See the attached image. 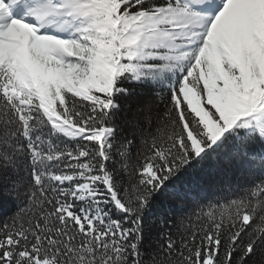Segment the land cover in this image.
I'll return each mask as SVG.
<instances>
[{"label": "snow or ice", "instance_id": "6c2138e0", "mask_svg": "<svg viewBox=\"0 0 264 264\" xmlns=\"http://www.w3.org/2000/svg\"><path fill=\"white\" fill-rule=\"evenodd\" d=\"M0 214V264H264V0H0Z\"/></svg>", "mask_w": 264, "mask_h": 264}, {"label": "trees", "instance_id": "16d2710c", "mask_svg": "<svg viewBox=\"0 0 264 264\" xmlns=\"http://www.w3.org/2000/svg\"><path fill=\"white\" fill-rule=\"evenodd\" d=\"M123 132L124 134H129L126 127L123 129ZM211 167V165H206L203 170L190 174L182 181V191L186 201V213L192 212L197 202L217 199L222 194L218 193V190L213 187L216 177L212 173ZM170 203L173 206L169 217V229L176 236L175 223L177 217L180 215V211L174 206V202Z\"/></svg>", "mask_w": 264, "mask_h": 264}]
</instances>
